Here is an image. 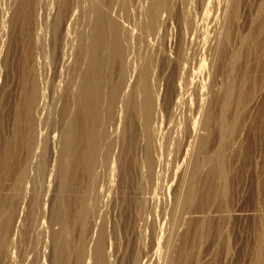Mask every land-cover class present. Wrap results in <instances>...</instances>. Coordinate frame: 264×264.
I'll return each mask as SVG.
<instances>
[{"label":"rangeland","instance_id":"rangeland-1","mask_svg":"<svg viewBox=\"0 0 264 264\" xmlns=\"http://www.w3.org/2000/svg\"><path fill=\"white\" fill-rule=\"evenodd\" d=\"M0 264H264V0H0Z\"/></svg>","mask_w":264,"mask_h":264}]
</instances>
